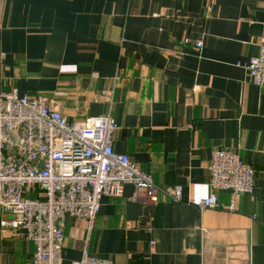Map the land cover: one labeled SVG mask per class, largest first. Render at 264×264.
Segmentation results:
<instances>
[{
	"label": "crops",
	"instance_id": "0c3cea01",
	"mask_svg": "<svg viewBox=\"0 0 264 264\" xmlns=\"http://www.w3.org/2000/svg\"><path fill=\"white\" fill-rule=\"evenodd\" d=\"M262 37L264 0H0V93L44 94L70 121L111 115L115 150L183 191L154 204L129 183L91 228L66 217L60 264L86 249L114 264H264V88L246 67ZM216 149L256 168L254 189L190 205L209 194ZM1 218L0 264H32L34 243Z\"/></svg>",
	"mask_w": 264,
	"mask_h": 264
},
{
	"label": "built area",
	"instance_id": "2783aa9c",
	"mask_svg": "<svg viewBox=\"0 0 264 264\" xmlns=\"http://www.w3.org/2000/svg\"><path fill=\"white\" fill-rule=\"evenodd\" d=\"M246 67L251 81L264 88V37ZM117 128L109 114L70 121L44 94L0 93L1 227L25 232L35 245L32 264H60L64 219L84 218L91 228L102 198L122 197L126 184L135 186L137 200L157 204L166 194L183 201L181 185L159 186L128 154L115 150ZM210 172L209 194L189 199L190 205L216 208L219 191L239 195L254 189L256 168L233 151L216 149ZM74 264L114 262L86 249Z\"/></svg>",
	"mask_w": 264,
	"mask_h": 264
}]
</instances>
